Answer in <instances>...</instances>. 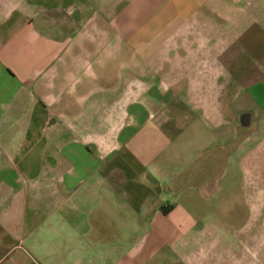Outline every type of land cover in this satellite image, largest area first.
<instances>
[{
    "label": "crops",
    "instance_id": "obj_1",
    "mask_svg": "<svg viewBox=\"0 0 264 264\" xmlns=\"http://www.w3.org/2000/svg\"><path fill=\"white\" fill-rule=\"evenodd\" d=\"M258 146L264 0H0V264H209L142 232Z\"/></svg>",
    "mask_w": 264,
    "mask_h": 264
},
{
    "label": "rangeland",
    "instance_id": "obj_2",
    "mask_svg": "<svg viewBox=\"0 0 264 264\" xmlns=\"http://www.w3.org/2000/svg\"><path fill=\"white\" fill-rule=\"evenodd\" d=\"M232 149L226 166L205 174L200 166H191L184 175L190 189L177 200H161L174 208L155 221L150 216V230L142 232L151 256L185 260L208 255L209 264H264L259 262L264 261V147L247 153L245 162L236 159ZM214 157L222 159L223 154L216 149ZM184 168L167 167V172Z\"/></svg>",
    "mask_w": 264,
    "mask_h": 264
}]
</instances>
